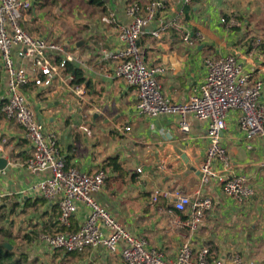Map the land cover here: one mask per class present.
<instances>
[{
  "label": "crops",
  "instance_id": "0c3cea01",
  "mask_svg": "<svg viewBox=\"0 0 264 264\" xmlns=\"http://www.w3.org/2000/svg\"><path fill=\"white\" fill-rule=\"evenodd\" d=\"M29 1L31 7L22 14V28L53 42L54 33L35 12L40 0ZM153 1L104 0V6L97 7L88 0H60V11L72 20L61 21L63 60L66 55L72 57L68 63L78 70L82 81L71 82L69 88L60 79L47 88L31 83L24 88L27 102L45 132L57 136L67 167L86 174L99 169L106 172L103 188L94 199L130 233L143 237L148 248L173 260L180 245L189 242L193 259L206 248L209 261L230 264V257L237 255L249 264H264V140L247 138L237 124L239 112H229L220 140L229 168L225 171L217 161L213 168L219 174L243 177L254 194L242 202L227 197L217 182L201 183L207 122L190 118V130L184 134L174 115H139L136 88L115 77L114 63L104 57V52L124 48L116 39L115 27L105 21L107 14L114 12L118 23H128L125 8L129 3L146 5ZM164 1L166 7L156 12L139 41L144 64L164 70L157 75L163 96L175 103L187 101L198 94L204 82L205 60L233 55L245 74L262 82L260 101L264 103V0ZM160 21H174L176 26L155 38L151 33ZM186 33L193 38L200 34L202 40L189 45L184 41ZM13 59L31 78L38 75L32 61L19 58L16 49ZM59 73L62 78L72 74L64 67ZM7 80L0 62V157L8 160L11 168L9 174L0 177V198L19 203L9 221H15L23 235L76 232L88 215L84 205L77 204V212L65 228L58 222L60 197L48 202L21 194L41 176L25 170L32 146L24 138V129L2 113ZM125 127L129 130L124 131ZM161 165L163 169H159ZM176 190L193 201L205 197L212 201L196 232L185 225L190 209L177 212L171 201L152 200L156 191ZM32 241L28 245L36 256L54 254L55 250L42 243L33 245ZM68 255L72 264H125L119 253L111 254L102 246Z\"/></svg>",
  "mask_w": 264,
  "mask_h": 264
},
{
  "label": "built area",
  "instance_id": "2783aa9c",
  "mask_svg": "<svg viewBox=\"0 0 264 264\" xmlns=\"http://www.w3.org/2000/svg\"><path fill=\"white\" fill-rule=\"evenodd\" d=\"M190 4L191 0H182ZM31 7L29 0H0V62L7 74L6 103L2 107L5 118L16 122L24 129V138L32 146L31 156L24 162L25 170L40 179L30 184L21 194L39 196L48 202L58 199L61 226L68 228L77 212V204L84 205L88 215L76 232H56L40 234L32 241L44 244L51 250L69 253H83L91 248L102 246L109 253H119L125 264H222L220 260L209 261V251L202 248L196 259L189 242H183L175 259L167 260L158 251L148 248L146 240L130 233L119 224L111 214L94 199V194L101 191L106 179L103 169L93 174H86L76 168L67 167L65 159L59 152L57 136L45 132L31 110L24 88L29 84L36 87H50L54 80H62L69 88L74 80L72 74L61 77L55 59H50L52 52L65 54L59 43L41 36L28 34L20 25L24 11ZM166 7L164 0H155L141 5L129 3L125 8L128 23H118L114 12L105 17V21L115 27L116 39L124 48L104 52V57L114 63V76L126 85L137 90L136 111L139 115L156 117L170 114L178 118V128L187 134L190 130V118L207 122L206 139L208 146L206 159L200 168L201 183L213 180L222 186L227 197L239 202L253 196V188L243 177L219 174L213 168L219 162L225 171L229 168V158L221 146L222 132L226 128V119L230 111L239 112L237 124L247 138L255 136L264 140V103L260 101L263 84L245 74L233 55L205 60L207 70L198 94L192 95L183 103H175L163 96L157 75L162 68L147 67L141 55L139 41L145 27L152 21L158 10ZM176 23L161 22L151 35L158 38ZM202 40L197 34L194 38L188 33L184 41L193 45ZM14 49L21 59H29L38 70V75L31 78L26 70L16 66L13 59ZM66 62H72L71 56H65ZM128 131L129 128H123ZM163 169V165L159 167ZM137 172H141L137 169ZM6 173L0 170V177ZM6 195H1L5 197ZM160 198L173 202L177 212L191 211L190 219L185 225L191 232H196L204 219L205 213L212 208L210 198L191 200L179 191H156L153 202ZM180 225V222H174ZM123 244V247H120ZM230 264H249L239 256L233 255Z\"/></svg>",
  "mask_w": 264,
  "mask_h": 264
},
{
  "label": "rangeland",
  "instance_id": "374dc122",
  "mask_svg": "<svg viewBox=\"0 0 264 264\" xmlns=\"http://www.w3.org/2000/svg\"><path fill=\"white\" fill-rule=\"evenodd\" d=\"M59 5H60V0H40V4L37 5L38 8H36L35 12L37 16L40 18L41 22L47 28V30L52 31L54 33L53 42L59 43L60 45H64L62 44V42L63 39H65V36L59 38V30L62 29L61 21L63 19H67L71 22L72 20L70 17L67 16V14L64 11L62 12L60 11L61 9ZM20 25H21V20H20ZM80 25L81 24H78V26ZM71 38L72 36H70V38L67 39H71ZM55 57L60 58L61 63L59 64L58 67L59 69L62 68L63 66L62 64L64 62L63 60L64 54L55 53V52L49 54L50 59H53ZM4 201L5 200L3 198H0V205L3 204ZM11 232L13 234L12 244H14V247H12V249L17 247L22 248V250H24V252L27 253L30 259V264H72V262H70L69 259L70 256L68 254L66 256V252L62 250L53 251L54 254L44 253L40 257L33 254L32 253L33 251L30 250L29 245L23 241V233L18 230L15 221L13 227L11 228Z\"/></svg>",
  "mask_w": 264,
  "mask_h": 264
},
{
  "label": "trees",
  "instance_id": "16d2710c",
  "mask_svg": "<svg viewBox=\"0 0 264 264\" xmlns=\"http://www.w3.org/2000/svg\"><path fill=\"white\" fill-rule=\"evenodd\" d=\"M88 2L97 7H103L105 3L104 0H88ZM60 63V58H57V66H59ZM62 65V68H66V71L71 72L75 77L73 83L78 84L82 81L78 70H76L70 63L64 61ZM4 200V203L0 205V264H30V259L22 248L17 247L12 250H8L3 246L4 243H8L14 247V244H12L13 234L11 232L14 221L8 222V220L11 215H15V213H17V207L19 205L16 201L8 202L7 199ZM35 237H37V234L27 232L23 235V241L26 244H29ZM66 254L73 253L66 252Z\"/></svg>",
  "mask_w": 264,
  "mask_h": 264
},
{
  "label": "water",
  "instance_id": "95a60500",
  "mask_svg": "<svg viewBox=\"0 0 264 264\" xmlns=\"http://www.w3.org/2000/svg\"><path fill=\"white\" fill-rule=\"evenodd\" d=\"M0 170H3L7 174L11 172L8 160L4 159L3 157H0ZM3 246L6 247L8 250H12V246L7 243H4Z\"/></svg>",
  "mask_w": 264,
  "mask_h": 264
}]
</instances>
